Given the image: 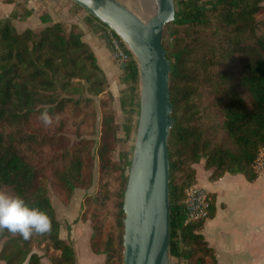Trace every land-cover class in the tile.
<instances>
[{
    "label": "trees",
    "instance_id": "obj_1",
    "mask_svg": "<svg viewBox=\"0 0 264 264\" xmlns=\"http://www.w3.org/2000/svg\"><path fill=\"white\" fill-rule=\"evenodd\" d=\"M1 1L14 7L0 19V192L44 211L52 229L29 239L0 232V260L75 264L71 246L59 238L51 196L67 205L76 191H87L96 159L95 192L83 198L80 220L91 229L90 253L102 255V264H122L123 194L139 111L136 62L120 77L119 118L106 76L74 25L17 33L12 21L31 11L19 0ZM263 3L179 0L164 30L174 121L167 140L169 261L217 264L201 221L183 222L184 191L196 183L192 166L203 161L211 180L235 172L256 178L251 164L264 147ZM88 19L100 36L104 25ZM44 111L50 126L40 119Z\"/></svg>",
    "mask_w": 264,
    "mask_h": 264
},
{
    "label": "water",
    "instance_id": "obj_2",
    "mask_svg": "<svg viewBox=\"0 0 264 264\" xmlns=\"http://www.w3.org/2000/svg\"><path fill=\"white\" fill-rule=\"evenodd\" d=\"M112 30L131 52L139 73V111L123 194V263L169 264L167 140L174 124L163 49L174 0H151L143 21L117 0H69Z\"/></svg>",
    "mask_w": 264,
    "mask_h": 264
},
{
    "label": "crops",
    "instance_id": "obj_3",
    "mask_svg": "<svg viewBox=\"0 0 264 264\" xmlns=\"http://www.w3.org/2000/svg\"><path fill=\"white\" fill-rule=\"evenodd\" d=\"M74 5L69 0H63L46 7L42 13L31 12L24 20L12 22L20 24L22 30L33 31L54 23L74 25L81 40L91 48L106 76L108 91L118 106L120 75L102 38L91 28L88 14ZM13 7V4H4L0 0V19L8 16ZM195 169V182L210 194L212 201V212L201 221L199 232L214 252L217 264H264V173L252 181L236 172L211 180L209 172L201 165ZM95 187L93 179L91 187L87 191H76L67 205L51 201L59 223V238L71 246L75 264H102L104 260L102 255L90 253L88 241L91 229L88 223L80 220L83 198L91 196ZM40 263L51 264L47 258H42ZM0 264L4 263L0 260ZM169 264L183 263L173 259Z\"/></svg>",
    "mask_w": 264,
    "mask_h": 264
},
{
    "label": "built area",
    "instance_id": "obj_4",
    "mask_svg": "<svg viewBox=\"0 0 264 264\" xmlns=\"http://www.w3.org/2000/svg\"><path fill=\"white\" fill-rule=\"evenodd\" d=\"M19 1L24 2L26 7L32 13H42L46 10V7L59 4L63 0ZM177 1L179 0H174V3ZM99 34L105 44L111 61L115 65L116 71L119 75H122L125 66L134 59L131 52L121 39L108 27L104 26ZM251 169L256 176H260L264 173V147L259 149L253 163L251 164ZM183 207L184 224L203 221L208 218L209 209L211 207L210 194L199 184L195 183L185 189Z\"/></svg>",
    "mask_w": 264,
    "mask_h": 264
},
{
    "label": "clouds",
    "instance_id": "obj_5",
    "mask_svg": "<svg viewBox=\"0 0 264 264\" xmlns=\"http://www.w3.org/2000/svg\"><path fill=\"white\" fill-rule=\"evenodd\" d=\"M40 119L45 126L53 123L47 111ZM58 119V117H57ZM52 229L51 218L37 207H30L24 199L0 192V232L7 230L29 239L33 233L44 235Z\"/></svg>",
    "mask_w": 264,
    "mask_h": 264
},
{
    "label": "rangeland",
    "instance_id": "obj_6",
    "mask_svg": "<svg viewBox=\"0 0 264 264\" xmlns=\"http://www.w3.org/2000/svg\"><path fill=\"white\" fill-rule=\"evenodd\" d=\"M121 4H123L125 7H127L129 10H131L135 15H137L141 20L147 21L151 17L153 13V5L151 3V0H117ZM12 27L16 30L17 33H21L23 30L20 29V24H14L12 22ZM39 30V29H35ZM118 73V72H117ZM121 77V75H120ZM119 77V78H120ZM113 99V98H112ZM95 111H96V136L99 133V126H100V116H99V109L97 106V102L94 103ZM113 107L116 110L119 118L121 117V113L119 111V104L118 106L115 104V101L113 100ZM96 140V137H94ZM203 161H200L199 163L195 164L192 167H197V165H201L203 167ZM96 167V169H95ZM96 171H97V161L94 160V167H93V179L96 180ZM96 182V181H95ZM51 201H58L53 195L51 196ZM59 202V201H58ZM70 202V201H69ZM60 203V202H59ZM61 204V203H60ZM69 204V203H68ZM47 258V257H46ZM48 259V258H47ZM173 259H171L172 261Z\"/></svg>",
    "mask_w": 264,
    "mask_h": 264
}]
</instances>
